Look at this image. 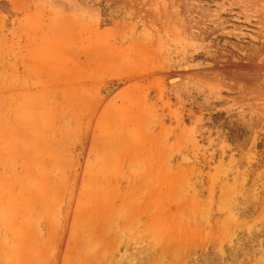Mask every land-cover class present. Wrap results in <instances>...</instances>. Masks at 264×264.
I'll list each match as a JSON object with an SVG mask.
<instances>
[{
    "label": "rangeland",
    "instance_id": "374dc122",
    "mask_svg": "<svg viewBox=\"0 0 264 264\" xmlns=\"http://www.w3.org/2000/svg\"><path fill=\"white\" fill-rule=\"evenodd\" d=\"M0 264H264V0H0Z\"/></svg>",
    "mask_w": 264,
    "mask_h": 264
},
{
    "label": "trees",
    "instance_id": "16d2710c",
    "mask_svg": "<svg viewBox=\"0 0 264 264\" xmlns=\"http://www.w3.org/2000/svg\"><path fill=\"white\" fill-rule=\"evenodd\" d=\"M228 118H224L223 115L216 114L212 117V123L208 124L209 127H217L220 126L221 129L225 132L228 142L234 148H244L248 142L247 139L242 137V131L237 130V128H233L229 126L227 122ZM250 135V134H249Z\"/></svg>",
    "mask_w": 264,
    "mask_h": 264
},
{
    "label": "bare ground",
    "instance_id": "6f19581e",
    "mask_svg": "<svg viewBox=\"0 0 264 264\" xmlns=\"http://www.w3.org/2000/svg\"><path fill=\"white\" fill-rule=\"evenodd\" d=\"M173 83V82H172Z\"/></svg>",
    "mask_w": 264,
    "mask_h": 264
}]
</instances>
